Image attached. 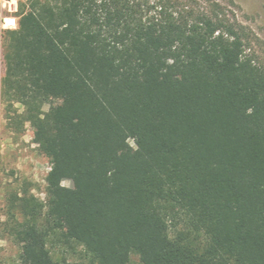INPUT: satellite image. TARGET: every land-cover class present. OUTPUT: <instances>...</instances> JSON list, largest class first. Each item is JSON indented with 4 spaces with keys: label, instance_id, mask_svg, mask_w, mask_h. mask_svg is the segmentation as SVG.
Here are the masks:
<instances>
[{
    "label": "trees",
    "instance_id": "trees-1",
    "mask_svg": "<svg viewBox=\"0 0 264 264\" xmlns=\"http://www.w3.org/2000/svg\"><path fill=\"white\" fill-rule=\"evenodd\" d=\"M21 10L1 98L8 128L31 126L50 171L44 200L29 189L6 199L16 264H264L254 34L211 0Z\"/></svg>",
    "mask_w": 264,
    "mask_h": 264
},
{
    "label": "rangeland",
    "instance_id": "rangeland-1",
    "mask_svg": "<svg viewBox=\"0 0 264 264\" xmlns=\"http://www.w3.org/2000/svg\"><path fill=\"white\" fill-rule=\"evenodd\" d=\"M207 0H180L182 4L204 7ZM221 4L225 12L246 26L258 39L254 48L256 55L264 62V0H211ZM58 102L53 100L43 108L50 112ZM19 111L22 109L17 106ZM5 106L0 107V264H16L19 247L12 242L4 230L6 199L11 193L30 190L44 200L46 177L50 171L49 160L40 153L34 143L33 130L26 125L20 133L8 128ZM130 145L134 146L130 141ZM69 185L68 183H65ZM70 261L89 264L79 256L66 255ZM82 257V255H80ZM131 264H139L136 256H131Z\"/></svg>",
    "mask_w": 264,
    "mask_h": 264
},
{
    "label": "built area",
    "instance_id": "built-area-1",
    "mask_svg": "<svg viewBox=\"0 0 264 264\" xmlns=\"http://www.w3.org/2000/svg\"><path fill=\"white\" fill-rule=\"evenodd\" d=\"M31 0H0V107L2 105V81L5 73L4 40L7 32L19 29L20 20L23 16L22 7L28 5ZM11 20L12 24L7 25Z\"/></svg>",
    "mask_w": 264,
    "mask_h": 264
},
{
    "label": "clouds",
    "instance_id": "clouds-1",
    "mask_svg": "<svg viewBox=\"0 0 264 264\" xmlns=\"http://www.w3.org/2000/svg\"><path fill=\"white\" fill-rule=\"evenodd\" d=\"M11 24H12L11 20L7 21V25H11Z\"/></svg>",
    "mask_w": 264,
    "mask_h": 264
}]
</instances>
